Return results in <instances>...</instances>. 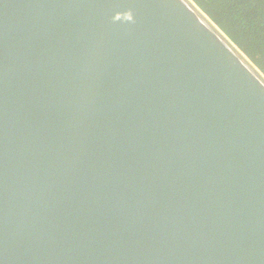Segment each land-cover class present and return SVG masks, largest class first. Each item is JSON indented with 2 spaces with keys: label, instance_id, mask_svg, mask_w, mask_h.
I'll return each mask as SVG.
<instances>
[{
  "label": "water",
  "instance_id": "obj_1",
  "mask_svg": "<svg viewBox=\"0 0 264 264\" xmlns=\"http://www.w3.org/2000/svg\"><path fill=\"white\" fill-rule=\"evenodd\" d=\"M0 264H264V73L194 0H0Z\"/></svg>",
  "mask_w": 264,
  "mask_h": 264
},
{
  "label": "trees",
  "instance_id": "obj_2",
  "mask_svg": "<svg viewBox=\"0 0 264 264\" xmlns=\"http://www.w3.org/2000/svg\"><path fill=\"white\" fill-rule=\"evenodd\" d=\"M264 73V0H194Z\"/></svg>",
  "mask_w": 264,
  "mask_h": 264
}]
</instances>
